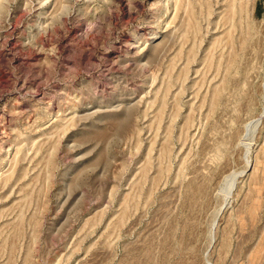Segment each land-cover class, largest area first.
<instances>
[{"label": "rangeland", "instance_id": "1", "mask_svg": "<svg viewBox=\"0 0 264 264\" xmlns=\"http://www.w3.org/2000/svg\"><path fill=\"white\" fill-rule=\"evenodd\" d=\"M0 264H264V0H0Z\"/></svg>", "mask_w": 264, "mask_h": 264}, {"label": "bare ground", "instance_id": "2", "mask_svg": "<svg viewBox=\"0 0 264 264\" xmlns=\"http://www.w3.org/2000/svg\"><path fill=\"white\" fill-rule=\"evenodd\" d=\"M177 3V2H176ZM189 15V14H188ZM193 17V16H192ZM191 20V19H190ZM192 22V21H191ZM262 117V116H261ZM263 118V117H262ZM259 119L256 120L257 123ZM257 125V124H256ZM255 126V125H254ZM255 128V127H254ZM256 132V131H255ZM237 177V176H236ZM234 184H235V174H232V175H229L227 177H225V185H226V190H225V193H226V197H225V200H228V197L229 195L231 194V190L232 188L234 187ZM235 188V187H234ZM224 192V191H223ZM233 194V193H232ZM232 202V201H231ZM230 202V203H231ZM228 204V203H227ZM215 236V235H214Z\"/></svg>", "mask_w": 264, "mask_h": 264}]
</instances>
